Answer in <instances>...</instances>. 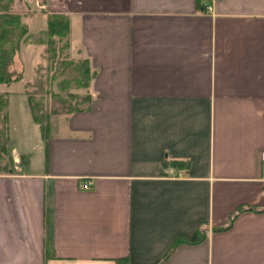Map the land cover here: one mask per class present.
I'll use <instances>...</instances> for the list:
<instances>
[{"label":"crops","instance_id":"0c3cea01","mask_svg":"<svg viewBox=\"0 0 264 264\" xmlns=\"http://www.w3.org/2000/svg\"><path fill=\"white\" fill-rule=\"evenodd\" d=\"M44 4L92 101L9 143L0 264H264V0Z\"/></svg>","mask_w":264,"mask_h":264},{"label":"trees","instance_id":"16d2710c","mask_svg":"<svg viewBox=\"0 0 264 264\" xmlns=\"http://www.w3.org/2000/svg\"><path fill=\"white\" fill-rule=\"evenodd\" d=\"M14 0H0V84L9 85L22 78V73L17 72L12 68V62L15 53L19 49L21 42H25L31 37V42L42 45V56L46 60L47 64H54L56 58L61 57V52L66 59V65H70L67 71L69 75V81L74 83L72 86L82 88L85 93H73L65 92L61 87L60 80L57 82V90H53L49 85L44 90V82L42 84L41 73L39 69L46 66L45 64H38V68L35 69L33 80L29 81L25 88L24 93L27 96L28 105L31 113V117L34 123L39 126L41 136L47 138L49 132V118L52 115L57 114H70L76 111H82L87 109L92 101V95L89 91L90 80L94 75V71L89 65L88 59H71L68 58V49L70 48V20L66 14H54L49 12H43L46 17V27L38 30L32 34H27V26L21 20V14L12 12ZM59 43V44H58ZM48 64V65H49ZM48 70L51 67H47ZM66 72V71H65ZM39 74V75H38ZM38 77H37V76ZM57 74L52 76V80L55 79ZM32 88H37L42 91L38 96V100H35L36 90L33 92ZM8 94L9 91L0 92V161L5 159L6 162L3 166H0V170L8 172L12 167L11 148L8 141ZM50 95V96H49ZM74 100V105H71V101H67V97ZM47 97V99H46ZM49 99V102L47 101ZM50 99L52 102L50 103ZM73 102V101H72ZM252 209L251 207L240 206L236 212L231 215L227 225L216 228L225 229L229 226L234 219L235 215L243 210Z\"/></svg>","mask_w":264,"mask_h":264},{"label":"rangeland","instance_id":"374dc122","mask_svg":"<svg viewBox=\"0 0 264 264\" xmlns=\"http://www.w3.org/2000/svg\"><path fill=\"white\" fill-rule=\"evenodd\" d=\"M46 0H14L12 8L10 10L15 13L21 14V20L27 26V34H32L36 30H41L44 27V13L43 16L40 14L42 12H47L48 8L45 6ZM44 5V7H41ZM60 14V13H54ZM45 28V27H44ZM31 30V32H29ZM31 37H29L25 42H21L19 45L18 51L15 53L12 68L17 72L22 73V78L17 80L9 85L0 84V92L2 91H11L8 95L10 96V103L8 104V141L16 147V150L21 156L25 152V148L30 143L32 139V134L30 133V128H27L28 125H32L36 132H39L37 125L31 119L29 107L25 101L24 93H21L22 89L26 86L25 82L29 79L32 73H35V69L38 68V64H45L47 67H51L50 70L44 66L40 68L39 73H41V81L42 84L44 82V90L47 86L51 85L53 90H57V82H60L61 87L65 90V92H73L83 94L85 90L82 88L73 87L74 84L69 81V75L67 73L70 70L68 67L70 65H66V59L63 56L65 51H62L61 57L56 58L54 64H47L46 60H44L42 56V46L39 44H35L31 42ZM59 44V43H58ZM69 56L68 58L73 59V55L71 54L70 48L68 49ZM66 71V72H65ZM55 76V79L52 80V76ZM39 75V74H38ZM37 76V75H36ZM38 77V76H37ZM33 78V77H32ZM37 79V78H36ZM34 79V80H36ZM33 80V79H31ZM33 80V82H34ZM33 92L36 90L35 100H38V96L42 91L37 88H32ZM24 95V96H23ZM50 96V95H49ZM67 97V101H71V105H74V100ZM47 99V97H46ZM49 102V99L47 100ZM73 101V102H72ZM52 99H50V103ZM28 142V143H27ZM12 157V155H11ZM13 161V158H12ZM6 160L3 159L0 161V166L5 164ZM13 167V163H12ZM0 173H3V170H0Z\"/></svg>","mask_w":264,"mask_h":264},{"label":"built area","instance_id":"2783aa9c","mask_svg":"<svg viewBox=\"0 0 264 264\" xmlns=\"http://www.w3.org/2000/svg\"><path fill=\"white\" fill-rule=\"evenodd\" d=\"M262 160H263V166H264V151L262 152ZM87 187H88V184L84 183L83 188H87Z\"/></svg>","mask_w":264,"mask_h":264}]
</instances>
